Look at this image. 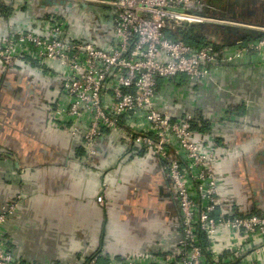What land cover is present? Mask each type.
I'll return each mask as SVG.
<instances>
[{
	"label": "built area",
	"instance_id": "2783aa9c",
	"mask_svg": "<svg viewBox=\"0 0 264 264\" xmlns=\"http://www.w3.org/2000/svg\"><path fill=\"white\" fill-rule=\"evenodd\" d=\"M39 1L45 9L46 0ZM53 1L51 11L24 19L36 0H0V24L6 28L0 37L1 65L10 70L28 62L57 81V94L47 104L48 123L71 140H81L82 163H90L99 153V140L112 134L124 148L128 168L143 155L155 157L179 210L171 226L180 235L175 247L104 264H259L264 215L241 214L227 206L216 171L220 157L197 138L199 115L187 110L173 116L162 109L161 100L180 78L194 85L247 67L252 57L264 53V38H234L219 44L218 51L214 34H224H217V27L243 23L210 15L215 11L206 0ZM70 2L108 8L111 37L100 42L78 38L68 10L60 9ZM196 27L206 41L192 45L185 40L186 31ZM108 192L103 182L99 205L105 206ZM17 208L13 200L0 211V264H20L5 247L2 231ZM223 235L230 240L225 246ZM99 259L95 255L83 264H103Z\"/></svg>",
	"mask_w": 264,
	"mask_h": 264
},
{
	"label": "crops",
	"instance_id": "0c3cea01",
	"mask_svg": "<svg viewBox=\"0 0 264 264\" xmlns=\"http://www.w3.org/2000/svg\"><path fill=\"white\" fill-rule=\"evenodd\" d=\"M206 1L214 4L210 15L244 24L253 16L263 24L264 0ZM35 4L24 19L51 11L54 1L46 0L43 10L39 0ZM60 9L68 10L78 38L111 37L108 8L70 2ZM5 34L0 24V37ZM26 63L10 70L0 63V211L18 202L2 226L15 261L83 264L100 255L104 264L175 247L180 235L171 226L179 210L160 162L143 155L128 168L124 148L112 134L99 140V153L90 163H82L81 140L48 123L47 104L57 94V81ZM172 89L162 95L161 107L173 116L187 110L199 115L197 138L220 157L216 171L227 206L264 215V53L219 79L189 85L180 78ZM103 182L109 186L105 206L97 203ZM222 241L225 246L230 240L223 235ZM258 263L264 264V257Z\"/></svg>",
	"mask_w": 264,
	"mask_h": 264
},
{
	"label": "water",
	"instance_id": "95a60500",
	"mask_svg": "<svg viewBox=\"0 0 264 264\" xmlns=\"http://www.w3.org/2000/svg\"><path fill=\"white\" fill-rule=\"evenodd\" d=\"M209 4L213 5L214 8V4L211 1H209ZM216 33L217 34L227 33V34H231L234 37L237 35L238 36L237 39H239V41L255 39L260 35L258 31L252 29H244L241 27H232V26H219L217 27Z\"/></svg>",
	"mask_w": 264,
	"mask_h": 264
},
{
	"label": "trees",
	"instance_id": "16d2710c",
	"mask_svg": "<svg viewBox=\"0 0 264 264\" xmlns=\"http://www.w3.org/2000/svg\"><path fill=\"white\" fill-rule=\"evenodd\" d=\"M185 37H186L185 40L192 45H198L199 43L206 41V38L204 36V31L197 28H191L187 30ZM258 38H264V34H260ZM249 40H253V39H249ZM213 42L214 44L216 43L215 44L216 49L219 51L220 47H218L219 44H217V40L216 41L214 40ZM245 42H248V40H246Z\"/></svg>",
	"mask_w": 264,
	"mask_h": 264
},
{
	"label": "flooded vegetation",
	"instance_id": "af4514ba",
	"mask_svg": "<svg viewBox=\"0 0 264 264\" xmlns=\"http://www.w3.org/2000/svg\"><path fill=\"white\" fill-rule=\"evenodd\" d=\"M218 16H220V15H218ZM243 16V15H242ZM230 17H232V19H235V17H237L236 15H231L230 14ZM234 17V18H233ZM262 20V19H261ZM247 21H249V22H256V24H258V22H260V19H257L256 17H253V16H249L248 17V19H247ZM263 25H264V19H263ZM247 24H249V23H247ZM206 32H205V34H207L209 37L212 35V32H211V30L208 28H205L204 29ZM214 38H213V36H212V38H213V40H217V44H220V45H223V44H225V43H227V42H229V41H231V40H233L234 38L236 39V36L234 37V36H232L231 34H227V33H225L224 34V37L222 36V37H217L215 34H214ZM238 38V37H237ZM3 89L4 88H2V86L0 87V94H2V92H3Z\"/></svg>",
	"mask_w": 264,
	"mask_h": 264
},
{
	"label": "rangeland",
	"instance_id": "374dc122",
	"mask_svg": "<svg viewBox=\"0 0 264 264\" xmlns=\"http://www.w3.org/2000/svg\"><path fill=\"white\" fill-rule=\"evenodd\" d=\"M257 2V1H256ZM259 5H261L262 6V4H263V2L262 1H258L257 2ZM260 8V7H259ZM261 9H264V7H261ZM259 17V16H258ZM260 18H261V16H260ZM257 19H259V18H257ZM233 27V26H232ZM236 27H241V28H244V29H252V30H255V31H257L258 29H262V30H258V31H260L259 33L260 34H264V25L263 24H254V22H251V24H242V25H240V26H236ZM260 27V28H259Z\"/></svg>",
	"mask_w": 264,
	"mask_h": 264
}]
</instances>
